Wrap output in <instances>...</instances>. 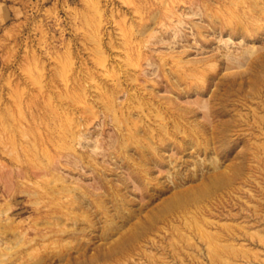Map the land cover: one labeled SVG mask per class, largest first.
<instances>
[{
  "label": "rangeland",
  "instance_id": "1",
  "mask_svg": "<svg viewBox=\"0 0 264 264\" xmlns=\"http://www.w3.org/2000/svg\"><path fill=\"white\" fill-rule=\"evenodd\" d=\"M0 264H264V0H0Z\"/></svg>",
  "mask_w": 264,
  "mask_h": 264
},
{
  "label": "bare ground",
  "instance_id": "2",
  "mask_svg": "<svg viewBox=\"0 0 264 264\" xmlns=\"http://www.w3.org/2000/svg\"><path fill=\"white\" fill-rule=\"evenodd\" d=\"M120 84V83H119ZM204 106V105H203ZM141 107V106H140ZM115 117V116H114ZM176 121V120H175ZM199 128V127H198ZM197 129V128H196ZM199 132V131H198ZM173 134V133H172ZM167 135V134H166ZM122 136V135H121ZM168 136V135H167ZM173 136V135H172ZM120 140V139H119ZM176 141V140H175ZM178 143V142H177ZM179 143H180V141H179ZM138 148L139 147H137V150H138ZM150 149V148H149ZM124 150V149H123ZM135 150V149H134ZM139 151V150H138ZM150 151V150H149ZM153 151V150H152ZM123 152V151H122ZM135 152V151H134ZM141 153V152H140ZM120 154H122V153H120ZM152 154V153H151ZM141 155V154H140ZM158 155H159V153H158ZM123 156V155H122ZM142 157V156H141ZM156 157H158L157 155H156ZM161 157V156H160ZM159 158V157H158ZM121 159H122V157H121ZM160 159V158H159ZM126 160V159H125ZM129 160V159H128ZM133 160V159H132ZM143 160V159H142ZM133 162V161H132ZM149 164V163H148ZM153 164V163H152ZM131 165V164H130ZM132 165H134V164H132ZM131 165V166H132ZM136 165H137V163H136ZM145 165V164H144ZM130 166V167H131ZM134 167V166H133ZM139 167V166H138ZM148 167V166H147ZM142 168V167H141ZM146 168V167H145ZM145 168H144V171H146L145 170ZM148 170V169H147ZM139 174H140V171H137ZM143 172V171H142ZM132 173V172H131ZM150 174V173H149ZM143 175V174H142ZM145 177H147V174L146 175H144ZM135 177V176H134ZM141 177V176H140ZM144 179H146V178H144ZM149 179V178H148ZM145 181V180H144ZM143 181V182H144ZM136 184V183H135ZM143 184V183H142ZM147 184V183H146ZM148 185V184H147ZM146 187V186H145ZM197 189V188H196ZM200 189V188H199ZM183 195V197H184V194H182ZM177 197V196H176ZM182 197V196H181ZM181 199V198H180Z\"/></svg>",
  "mask_w": 264,
  "mask_h": 264
}]
</instances>
